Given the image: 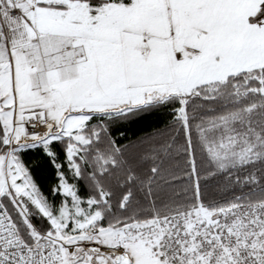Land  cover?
<instances>
[{"label":"snow or ice","instance_id":"6c2138e0","mask_svg":"<svg viewBox=\"0 0 264 264\" xmlns=\"http://www.w3.org/2000/svg\"><path fill=\"white\" fill-rule=\"evenodd\" d=\"M0 264H264V0H0Z\"/></svg>","mask_w":264,"mask_h":264}]
</instances>
